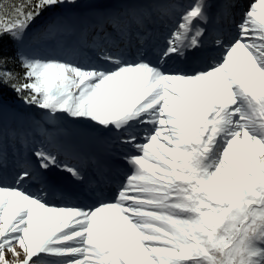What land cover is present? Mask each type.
Masks as SVG:
<instances>
[{"label": "snow or ice", "instance_id": "obj_1", "mask_svg": "<svg viewBox=\"0 0 264 264\" xmlns=\"http://www.w3.org/2000/svg\"><path fill=\"white\" fill-rule=\"evenodd\" d=\"M73 9L91 22L73 25ZM64 33L76 42L29 50ZM10 113L27 127L10 133ZM65 122L125 169L111 191L100 169L89 202L49 199L47 174L85 184L95 163ZM10 134L24 152L5 174ZM6 252L16 264H264V0H0V264Z\"/></svg>", "mask_w": 264, "mask_h": 264}, {"label": "bare ground", "instance_id": "obj_2", "mask_svg": "<svg viewBox=\"0 0 264 264\" xmlns=\"http://www.w3.org/2000/svg\"><path fill=\"white\" fill-rule=\"evenodd\" d=\"M88 19L91 20L90 17H88ZM156 34L158 35V34H160V32L157 31ZM74 128H76V129H78V130L81 131V126H79V125H75ZM82 142L87 143V144H90V143L95 142V140L89 139L88 142L85 141V140L82 141ZM105 148H106V146H105ZM91 149H93V151H94V156L96 158H98L97 159L98 165H97V167L94 170L95 171H99L100 169H102L103 171H106L109 174L115 173L118 176V174L120 173V166H123V165L120 164L117 159L114 160V163H109V161L107 160L108 157L110 158L109 154H107V156H106L105 151L103 152L99 148V146H97V145H91ZM6 258H8L7 254H6ZM12 264H16V261L12 262Z\"/></svg>", "mask_w": 264, "mask_h": 264}, {"label": "rangeland", "instance_id": "obj_3", "mask_svg": "<svg viewBox=\"0 0 264 264\" xmlns=\"http://www.w3.org/2000/svg\"><path fill=\"white\" fill-rule=\"evenodd\" d=\"M83 2V0H82ZM84 12V11H83ZM82 13V12H81ZM7 256H8V259H10L12 262L16 261V258L12 256L11 253H8L6 252ZM20 259L22 260L23 259V254L21 255Z\"/></svg>", "mask_w": 264, "mask_h": 264}, {"label": "trees", "instance_id": "obj_4", "mask_svg": "<svg viewBox=\"0 0 264 264\" xmlns=\"http://www.w3.org/2000/svg\"><path fill=\"white\" fill-rule=\"evenodd\" d=\"M3 40H5V38H2ZM11 67V66H10Z\"/></svg>", "mask_w": 264, "mask_h": 264}]
</instances>
